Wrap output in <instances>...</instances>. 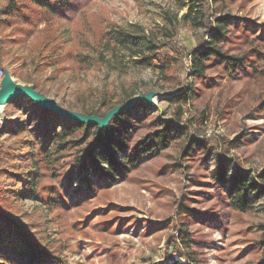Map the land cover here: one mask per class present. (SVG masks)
<instances>
[{
	"label": "rangeland",
	"instance_id": "1",
	"mask_svg": "<svg viewBox=\"0 0 264 264\" xmlns=\"http://www.w3.org/2000/svg\"><path fill=\"white\" fill-rule=\"evenodd\" d=\"M183 1L76 0L69 17L53 21L27 8L30 25L6 26L0 14V71L15 83L37 81L63 108L98 116L103 102L154 92L156 106L130 118L129 155L155 133L170 136L164 149L137 151L138 162L115 182L91 174L85 182L79 165L91 136L80 124L58 115L47 122L42 112L24 110L26 100L0 110V211L41 242L49 256L44 264H264V0H206V16L234 19L220 48L242 65L211 60L201 77L191 76L189 53L207 41L205 29L167 20L180 21ZM7 2L0 0V11ZM114 27L129 44L141 31L152 37L150 68L121 54L88 68L76 64L77 55L94 59L98 37ZM157 61L169 67L163 75ZM185 91L188 100L177 101ZM19 123L27 131L4 134ZM25 136L39 163L33 200L15 195L21 188L4 174L32 163L23 154ZM221 173L259 184L251 210L231 205Z\"/></svg>",
	"mask_w": 264,
	"mask_h": 264
},
{
	"label": "trees",
	"instance_id": "2",
	"mask_svg": "<svg viewBox=\"0 0 264 264\" xmlns=\"http://www.w3.org/2000/svg\"><path fill=\"white\" fill-rule=\"evenodd\" d=\"M28 5L19 3L18 0H8L6 7L0 11V14L4 16V23L9 26L11 22H20L22 24L30 25L31 20L28 19V13L25 11L27 8H35L44 13V21L50 18V21L57 20L62 16L64 18L71 15L72 10L77 7L76 0H25ZM187 1V4L185 3ZM213 3H223L224 0H212ZM181 2V7L186 8L187 11L184 13L180 21H177L176 17H167L170 22L175 21L176 23L188 24L192 30L205 29V36L207 41L203 42L199 47L192 49L189 53V72L192 77H201L205 74L206 65L211 60H220L222 63L227 64L229 67L237 68L242 65V62L238 58L229 57L225 55L220 44L228 33V26L231 25L232 19L229 15L221 16H206L205 4L206 0H185ZM30 5L32 7H30ZM21 7V8H20ZM36 13L34 16H37ZM48 18V19H49ZM0 28H2L0 26ZM134 33H138L136 30ZM122 29L117 27L109 28L105 30L97 39L94 45V51L97 53L96 57H86L77 55L76 64L78 66H84L86 68L93 66L94 63H110L112 59H116L118 54L123 57L127 56L137 65L142 68H150L154 62L157 47L152 37L144 35L141 31L140 34H136V38L139 41L129 44L126 40V35ZM3 41L0 39V48H3ZM0 55H4L0 50ZM58 60V58L56 59ZM158 62V69L163 75L168 70V66L162 62ZM4 75L6 72L4 69L1 71ZM34 89L45 94L43 87H38V82L32 83ZM189 91L180 92L175 96L177 101L186 102L189 97ZM132 99L119 98L118 101H110V103L103 102L102 108H106V111L100 116H104L110 109L122 105ZM26 100L28 106L24 108L25 111L29 109L31 114L37 115L33 110H37L38 113L42 112L47 117V122L51 117L55 118L57 122L56 114L44 110L38 107L35 103L30 101L26 97H18L8 103L7 105L21 108L20 102ZM147 105L143 103H137L134 107L129 110L118 114L113 117L107 128L102 131H98L96 126L81 125L91 136V141L88 146L83 150L81 156V163L79 165L81 173L85 174L84 180L88 181L89 175L91 174L95 178H105L109 181L115 182L117 177H123L129 168L138 162L139 154H147L154 148L156 150L164 149L170 143L169 133L161 131L151 136L150 141L147 143L145 140L141 141L134 149L133 154L129 155V149L127 145V138L130 131L133 130L132 121L130 118L136 113V110H146ZM37 113V114H38ZM97 113V112H96ZM96 113H81L83 115H95ZM98 115V114H97ZM62 118V117H61ZM33 122V121H30ZM23 124V123H22ZM17 124L6 130L11 136H19L22 131H27V126ZM51 124V123H50ZM78 123L73 124L77 126ZM79 126V125H78ZM93 128V132L91 128ZM22 130V131H21ZM72 130V129H71ZM69 130V132H72ZM91 132V133H90ZM65 136L69 133L64 132ZM27 140L25 147L27 151L23 153L31 157L32 163L25 165L23 171H11L8 173L13 178L16 185L21 188L19 191L15 189L13 193L15 195L22 196L25 199L33 200L36 198V188L39 179V163L34 161V153L31 151L33 143L25 136ZM18 143H14L16 145ZM19 145V144H18ZM20 146V145H19ZM59 147L62 145H58ZM17 150L18 147H14L13 150ZM41 149L45 150L46 147L41 144ZM22 155V154H20ZM13 158L14 155H9ZM31 162V161H28ZM40 162H42L40 160ZM14 168V167H13ZM3 174V175H4ZM1 175V176H3ZM260 178L264 179V172L259 175ZM221 179L225 183L227 196L230 200L231 205L240 212H246L251 210L252 199L257 198L260 192V186L257 182L252 179L247 180L246 175H240L235 173L234 175H223L221 173ZM88 183H86L87 185ZM1 200V198H0ZM2 204H0V210H2ZM9 213H2L0 211V264H44L45 261L49 260V256L46 252L45 247L41 242L33 240L29 234L21 227L16 220L11 218ZM182 233H185L184 231ZM187 245V241H183ZM51 258V257H50ZM186 262L188 258L186 257ZM192 263V262H191ZM174 264H185L175 262ZM193 264V263H192Z\"/></svg>",
	"mask_w": 264,
	"mask_h": 264
},
{
	"label": "water",
	"instance_id": "3",
	"mask_svg": "<svg viewBox=\"0 0 264 264\" xmlns=\"http://www.w3.org/2000/svg\"><path fill=\"white\" fill-rule=\"evenodd\" d=\"M155 96L156 94L154 92H148L146 94L136 96L126 103L110 109L104 116L100 117L97 114L83 115L81 113L67 110L59 105L56 101L37 92L33 86H25L15 83L8 71L4 73L0 80L1 109L18 97H26L38 107L50 111L64 119L70 120L80 125L96 126L99 132L108 127L113 117L129 110L137 103H143L147 106H156L154 103Z\"/></svg>",
	"mask_w": 264,
	"mask_h": 264
},
{
	"label": "built area",
	"instance_id": "4",
	"mask_svg": "<svg viewBox=\"0 0 264 264\" xmlns=\"http://www.w3.org/2000/svg\"><path fill=\"white\" fill-rule=\"evenodd\" d=\"M0 77H3V73L0 71Z\"/></svg>",
	"mask_w": 264,
	"mask_h": 264
},
{
	"label": "bare ground",
	"instance_id": "5",
	"mask_svg": "<svg viewBox=\"0 0 264 264\" xmlns=\"http://www.w3.org/2000/svg\"><path fill=\"white\" fill-rule=\"evenodd\" d=\"M0 110H1V108H0Z\"/></svg>",
	"mask_w": 264,
	"mask_h": 264
}]
</instances>
